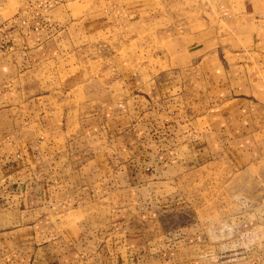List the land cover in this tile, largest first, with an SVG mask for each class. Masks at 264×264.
<instances>
[{"label":"crops","instance_id":"0c3cea01","mask_svg":"<svg viewBox=\"0 0 264 264\" xmlns=\"http://www.w3.org/2000/svg\"><path fill=\"white\" fill-rule=\"evenodd\" d=\"M81 5L0 0V264H157L155 253L182 246L189 236L177 227L155 252L116 245L114 223L125 225L131 207L146 222L152 205L165 206L156 196L179 185L166 179L205 165L210 137L219 156L223 105L251 81L242 60L224 68L225 48L211 54L217 40L204 33L168 39L147 72L131 69L127 50L99 51L83 33L92 28L76 21ZM251 10L262 14L263 2ZM99 60L66 83L70 66ZM252 255L220 264H260Z\"/></svg>","mask_w":264,"mask_h":264},{"label":"rangeland","instance_id":"374dc122","mask_svg":"<svg viewBox=\"0 0 264 264\" xmlns=\"http://www.w3.org/2000/svg\"><path fill=\"white\" fill-rule=\"evenodd\" d=\"M81 4V19L76 21L92 28L83 33L95 35L93 40L101 44L99 51L113 55L127 50L134 62L131 69L147 72L153 57L170 45L168 39L182 43L189 34L204 33L217 40L210 44L211 54L225 48L224 68L242 60L248 64L252 81L237 87L236 100L223 105L224 116L220 117L225 122L221 124L225 140L219 156L216 136L210 137L205 165L189 175L168 177L166 182L179 185L171 190L162 187L156 200L165 206L152 205L146 222L135 221L138 208H129V216L124 213L128 216L125 225L123 220L114 223L118 232L115 244L135 242L143 250L155 252L159 235L177 227L189 236L182 242L187 249L165 247L163 255L155 253L161 255L157 264L247 262L255 246L262 256L258 250L259 255L254 253L252 258L264 262V243L261 248L257 244L264 240V11L251 14L254 0H81ZM251 42L243 59L230 54L244 52ZM221 52L217 54L222 56ZM104 62L82 61L78 68L70 66L66 83L76 74L90 75ZM156 200L150 204L158 205ZM125 232L131 237L124 236ZM138 235L142 238L136 240ZM168 238L163 239L164 245Z\"/></svg>","mask_w":264,"mask_h":264}]
</instances>
